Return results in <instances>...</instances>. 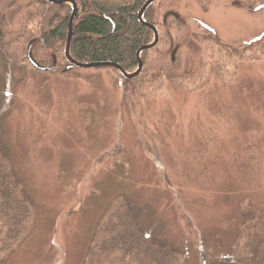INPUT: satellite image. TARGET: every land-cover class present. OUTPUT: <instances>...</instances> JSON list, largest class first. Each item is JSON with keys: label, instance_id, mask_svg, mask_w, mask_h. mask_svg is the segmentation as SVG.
<instances>
[{"label": "rangeland", "instance_id": "1", "mask_svg": "<svg viewBox=\"0 0 264 264\" xmlns=\"http://www.w3.org/2000/svg\"><path fill=\"white\" fill-rule=\"evenodd\" d=\"M205 1L167 0L158 31L166 41L148 63L154 73L175 63L181 75L197 71L193 37L207 35L194 20L227 44L264 32V10L253 14L246 0ZM30 12L22 0H0L13 29ZM168 14L178 16V31ZM249 57L210 56L195 84L163 83L166 91L149 100L142 86L125 98L109 68L67 79L27 66L4 95L0 72V148L33 199L29 230L0 264H83L92 234L123 196L185 264L217 258L236 234L241 205L264 206V57Z\"/></svg>", "mask_w": 264, "mask_h": 264}, {"label": "trees", "instance_id": "2", "mask_svg": "<svg viewBox=\"0 0 264 264\" xmlns=\"http://www.w3.org/2000/svg\"><path fill=\"white\" fill-rule=\"evenodd\" d=\"M5 1L11 6L19 0ZM22 1L31 12L18 28H11L6 18L0 15V72L4 77L2 95L7 80L11 78L16 81V77H24L27 66L37 74L81 79L74 72L85 70L76 67L67 69L68 62L64 55L72 8L45 1ZM73 1L77 5L78 14L72 26L71 58L80 64L112 63L126 73L136 71L138 51L153 41V32L138 20V13L147 0ZM200 1L206 3L205 0ZM263 4L264 0L244 2L247 8L253 10ZM167 5V0H158L149 6L143 14L144 23L160 31L165 21L162 14L168 13ZM51 9L53 15L50 17ZM169 17L173 19L170 27L178 31L181 27L178 16L172 14ZM202 31L207 38L199 39L200 35L196 34L193 37L200 50L197 71L191 75L180 74V63H175L170 69L161 67L156 73L148 68V63L155 61L156 50L166 41L162 36L155 47L141 53L143 68L137 77L127 79L117 70L109 68L119 74V82L124 85H121L123 96L131 99L130 91L134 92L142 86L152 92L146 98L149 100L153 92L156 96L159 90L166 91L163 83H173L186 89L189 87L187 82L195 84L196 80L204 76L210 56H218L220 59L228 56V60L235 57L236 61L250 56L253 62L264 57V32L256 42L227 44L218 36ZM29 46V56L39 68L49 69L55 63L54 68L41 71L33 67L27 57ZM233 65L237 71V66ZM142 76L144 84L137 86ZM150 84L160 85L153 88ZM241 207L232 241L217 258L202 255L203 264H264V206L248 201ZM32 218L33 199L18 179L10 156L0 148V263L26 235ZM146 228L132 202L125 196L118 198L92 234L83 264H185L181 250L160 236L150 234Z\"/></svg>", "mask_w": 264, "mask_h": 264}, {"label": "water", "instance_id": "3", "mask_svg": "<svg viewBox=\"0 0 264 264\" xmlns=\"http://www.w3.org/2000/svg\"><path fill=\"white\" fill-rule=\"evenodd\" d=\"M32 1H35V2H40V1H45L49 4H52V5H56V6H60V5H69L71 8H72V13H71V16L69 18V23H68V34H67V40H66V44H65V49H64V55H65V58L68 62V67L67 69L69 68H72V67H76L78 69H82V70H92V69H99V68H112V69H115L117 70L123 77L127 78V79H133L135 77H137L140 72L142 71V68H143V64H142V61L140 59V55L143 51H146V50H149L153 47H155L157 44H158V41H159V34L156 30V28L152 25H147L144 23L143 21V14L144 12L146 11V9L151 6L152 4H154L155 2H157L158 0H147L145 2V4L142 6V8L140 9L139 13H138V20L144 25L146 26L147 28H149L152 32H153V35H154V38H153V42L152 44H149L147 46H144L142 48H140V50L138 51L137 53V62H138V67L136 69V71L132 74H128L126 72H124L120 66L118 65H115V64H112V63H94V64H80V63H77L75 62L71 56H70V45H71V39H72V26H73V20L74 18L77 16V13H78V9H77V5L75 4V2L73 0H32ZM261 10H264V4L261 5V6H258L254 11L255 12H258V11H261ZM200 26L207 32L215 35V32L212 28H210L209 26L207 25H204L202 23H200ZM261 39V36H259L258 38L254 39L253 42H256V41H259ZM29 50H30V46L28 47V60L30 62V64L35 67L36 69L38 70H41V71H49V70H52L55 66V63L53 64V66L49 69H42V68H39L33 61L32 59L30 58L29 56Z\"/></svg>", "mask_w": 264, "mask_h": 264}, {"label": "flooded vegetation", "instance_id": "4", "mask_svg": "<svg viewBox=\"0 0 264 264\" xmlns=\"http://www.w3.org/2000/svg\"><path fill=\"white\" fill-rule=\"evenodd\" d=\"M194 22L195 23H197L198 24V26L200 27V28H202L201 26H200V23L201 22H198V21H196V20H194ZM203 24V23H202ZM205 25V24H204ZM211 28V27H210ZM203 29V28H202ZM213 29V28H212ZM157 30V29H156ZM204 30V29H203ZM214 30V29H213ZM205 31V30H204ZM158 32V31H157ZM207 32V31H206ZM214 32H215V30H214ZM209 33V32H208ZM211 34V33H210ZM213 35V34H212ZM215 37H217V33L215 32V35H214ZM244 43H247V42H244Z\"/></svg>", "mask_w": 264, "mask_h": 264}]
</instances>
